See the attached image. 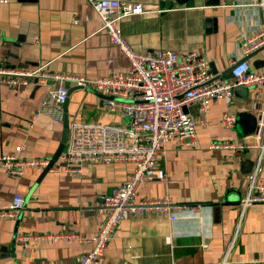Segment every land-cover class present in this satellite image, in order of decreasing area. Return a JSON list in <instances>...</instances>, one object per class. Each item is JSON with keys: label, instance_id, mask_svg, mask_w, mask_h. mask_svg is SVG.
Listing matches in <instances>:
<instances>
[{"label": "crops", "instance_id": "1", "mask_svg": "<svg viewBox=\"0 0 264 264\" xmlns=\"http://www.w3.org/2000/svg\"><path fill=\"white\" fill-rule=\"evenodd\" d=\"M0 3V66L78 75L86 79L126 72L127 59L109 42L87 0H6ZM140 5L143 13L123 19L120 28L132 51L195 52L209 60L212 75L240 59L241 42L264 30V0H118ZM252 71L264 69V49L246 58ZM50 86L15 87L0 84V156L48 159L58 149L64 124L39 114L30 118ZM71 89L64 116L71 122L125 125L110 114L100 95ZM264 114V86L258 91L234 89L230 106L211 105L207 124L192 140L165 144L162 181L145 182L137 199L168 201L173 214H146L122 221L96 264H253L264 262V203L240 209L247 195L256 150L236 154L211 148L221 142H243L232 129L219 125L229 112L236 119ZM188 112L197 118L196 106ZM64 121V119H63ZM64 123V122H63ZM243 126V125H242ZM246 126H243V129ZM21 148L17 153L16 149ZM230 160L225 164L224 157ZM236 158H233L235 157ZM59 166V161L55 162ZM28 169L8 176L0 166V210L19 195L23 209L0 217V264H75L90 249L75 241L48 237L95 236L102 218V196L109 194L132 170L128 163L85 164L80 174ZM255 184H264V163Z\"/></svg>", "mask_w": 264, "mask_h": 264}, {"label": "built area", "instance_id": "2", "mask_svg": "<svg viewBox=\"0 0 264 264\" xmlns=\"http://www.w3.org/2000/svg\"><path fill=\"white\" fill-rule=\"evenodd\" d=\"M0 0V3H6ZM96 12L101 30L109 42L116 46L127 59L126 72L114 76L86 79L78 75H63L47 72L44 66L35 69H14L0 66V84L11 88L50 86L39 108L30 118L33 127L39 114L53 122L63 124L64 106L69 85L93 91L103 99L104 108L110 114L128 119L125 125L91 124L71 122L68 124L66 149L58 156L59 166L54 164L51 172L80 174L85 164L128 163L131 172L109 194L102 196L98 212L102 222L92 238H80L74 234L48 237L53 240L75 241L90 249L82 253L75 264H96L111 240L119 224L128 217L146 214H173L180 209L168 201L137 199V188L145 182L162 181L165 171L160 162L165 158V144L173 140H192L197 126L207 124L211 105L224 102L229 107L236 88L259 90L264 86V69L252 71L248 58L264 49V30L241 42L242 56L230 60V79L220 74L212 75L209 60L195 52L177 56L171 51L154 50L137 53L131 50L124 39L120 22L143 13L140 5L118 0H87ZM196 106L197 118L188 109ZM253 132L242 142H217L211 148L228 150L232 154L244 150H256L257 156L252 183L240 209L248 205L264 203V184H255L256 175L264 163V114L258 112ZM224 129L235 126V115L226 112L219 117ZM66 144V143H65ZM21 148H17L19 153ZM233 158H236L233 157ZM229 156L224 157L226 164ZM48 159H24L16 155L0 156V166L8 176H21L28 169L46 168ZM24 207L21 196L15 195L12 203L0 210V217H15ZM218 264H229L226 262ZM253 264H264L255 262Z\"/></svg>", "mask_w": 264, "mask_h": 264}, {"label": "water", "instance_id": "3", "mask_svg": "<svg viewBox=\"0 0 264 264\" xmlns=\"http://www.w3.org/2000/svg\"><path fill=\"white\" fill-rule=\"evenodd\" d=\"M254 54V53H253ZM252 55V54H251ZM250 55V56H251ZM229 71L226 70L223 74H221L220 76H223L225 79H230L229 76ZM71 89L68 87V95L70 93ZM65 107V106H64ZM239 119L241 121V124L243 126H246V128H244L245 133L249 134L251 132H253V130L255 129V125H256V120L253 116L249 115V114H240ZM64 131L62 134V138H61V142L60 145L58 147V149L56 150V152L54 153L53 157L51 158L49 165L45 168L44 171H48L50 167H52L55 162H57L58 156L62 153L65 143H66V134H67V128H68V122H67V117L64 116Z\"/></svg>", "mask_w": 264, "mask_h": 264}, {"label": "rangeland", "instance_id": "4", "mask_svg": "<svg viewBox=\"0 0 264 264\" xmlns=\"http://www.w3.org/2000/svg\"><path fill=\"white\" fill-rule=\"evenodd\" d=\"M244 88V87H243ZM68 100V97L66 98V101ZM125 120H127V123H128V119H125ZM126 123V124H127ZM117 125H119V124H117ZM235 131L237 132V134L240 136V137H242L243 135H244V129H243V126H242V124H241V121H240V119H239V117H237V119H236V126H235ZM67 138H68V133L66 134V140H67ZM66 145H67V142H66V144H65V146H64V149H66ZM63 149V150H64Z\"/></svg>", "mask_w": 264, "mask_h": 264}]
</instances>
